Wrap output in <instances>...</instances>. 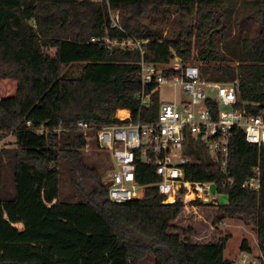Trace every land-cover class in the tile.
<instances>
[{
    "label": "trees",
    "instance_id": "1",
    "mask_svg": "<svg viewBox=\"0 0 264 264\" xmlns=\"http://www.w3.org/2000/svg\"><path fill=\"white\" fill-rule=\"evenodd\" d=\"M109 4L119 11L121 28L106 0H0V80L17 82L15 94L0 98V132L15 136V145L0 150V166L4 156L13 168L9 177L0 171V264H143L149 256L154 264H242L225 257L229 236L201 242L173 231L182 203H164L156 187L143 199L111 201L103 181L109 155L105 163L87 155L95 131L85 134L76 125L114 123L120 109L133 118L158 114V95L149 114L140 110V50L114 43L129 36L149 40V62L178 56L199 64L209 80L237 81L240 105L263 111L264 0ZM41 126L62 129L40 134L34 128ZM191 142L187 177L215 181L228 194L227 204L214 206L218 221L245 216L258 223L264 264V148L234 129L235 183L224 189L221 167L199 141ZM90 145L102 150L96 137ZM255 167L261 187L243 188ZM64 178L78 201L62 197ZM242 250L250 251L246 241Z\"/></svg>",
    "mask_w": 264,
    "mask_h": 264
},
{
    "label": "built area",
    "instance_id": "2",
    "mask_svg": "<svg viewBox=\"0 0 264 264\" xmlns=\"http://www.w3.org/2000/svg\"><path fill=\"white\" fill-rule=\"evenodd\" d=\"M106 2L114 26L121 28L119 11L110 7L109 0ZM148 42L142 36H129L114 43L140 50L142 88L137 95L140 110L146 109L149 114L154 96L158 95V114L152 117L150 113L147 119L141 114L133 118L129 109H123L122 114L117 111L115 117L119 121L114 123L98 127L80 120L76 127L85 134L95 131L97 143L108 151L110 163L103 181L108 185L111 201L124 203L143 199L152 187H156L164 196V203L181 201L182 211L186 213H195L209 205L217 206L219 196L224 194L217 182L193 180L186 175V166L192 161L191 139L199 141L221 167L225 189L235 183L230 171L233 131L241 129L247 142L264 148V110L254 114L240 105L237 81L209 80L196 62L184 61L178 56L168 62L147 61L144 55ZM34 129L43 134L59 132L62 127ZM147 174L154 179L142 181L141 176ZM242 187L252 190L261 187L259 167H255ZM242 257V264H262L248 251Z\"/></svg>",
    "mask_w": 264,
    "mask_h": 264
},
{
    "label": "rangeland",
    "instance_id": "3",
    "mask_svg": "<svg viewBox=\"0 0 264 264\" xmlns=\"http://www.w3.org/2000/svg\"><path fill=\"white\" fill-rule=\"evenodd\" d=\"M17 89V82L15 80L1 79L0 80V98L7 95L15 94ZM165 96V95H164ZM94 132V131H92ZM89 143L85 148V153L90 156H96L100 162L105 163V157L108 154L106 149L95 150L90 142L95 139L94 136L88 134ZM15 136L0 132V150L9 145L13 146ZM195 144L189 146V150L195 149ZM4 155V154H3ZM3 165L0 166V171L6 175L12 176L13 168L9 166L7 158L3 156ZM107 171V169H106ZM105 171V173H106ZM104 173V174H105ZM62 197L70 201H78V197L72 190L69 181L64 178L62 180ZM229 197L225 194L219 196L221 204H227ZM216 205H209L199 208L197 212L186 213L181 210L180 214L173 221L172 230L178 232L181 237H190L193 241H218L220 238L229 236L225 247V257L243 263V253L248 250H242V245L246 241V245L250 248L252 257L259 259V225L252 218L245 216L225 217L223 221H218ZM143 264H154L153 256L145 259Z\"/></svg>",
    "mask_w": 264,
    "mask_h": 264
},
{
    "label": "crops",
    "instance_id": "4",
    "mask_svg": "<svg viewBox=\"0 0 264 264\" xmlns=\"http://www.w3.org/2000/svg\"><path fill=\"white\" fill-rule=\"evenodd\" d=\"M123 110V109H120V111ZM17 226L22 229L23 228V224L22 223H17Z\"/></svg>",
    "mask_w": 264,
    "mask_h": 264
},
{
    "label": "bare ground",
    "instance_id": "5",
    "mask_svg": "<svg viewBox=\"0 0 264 264\" xmlns=\"http://www.w3.org/2000/svg\"><path fill=\"white\" fill-rule=\"evenodd\" d=\"M123 112H125V111H123ZM123 112H120V114H122Z\"/></svg>",
    "mask_w": 264,
    "mask_h": 264
},
{
    "label": "water",
    "instance_id": "6",
    "mask_svg": "<svg viewBox=\"0 0 264 264\" xmlns=\"http://www.w3.org/2000/svg\"><path fill=\"white\" fill-rule=\"evenodd\" d=\"M213 189H214V185H213Z\"/></svg>",
    "mask_w": 264,
    "mask_h": 264
}]
</instances>
